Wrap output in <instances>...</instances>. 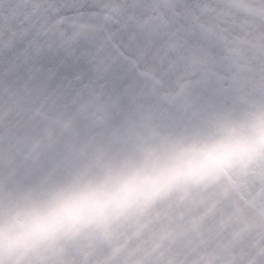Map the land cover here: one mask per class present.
Segmentation results:
<instances>
[{
  "label": "clouds",
  "instance_id": "clouds-1",
  "mask_svg": "<svg viewBox=\"0 0 264 264\" xmlns=\"http://www.w3.org/2000/svg\"><path fill=\"white\" fill-rule=\"evenodd\" d=\"M29 15L84 71L0 42V264H264V0Z\"/></svg>",
  "mask_w": 264,
  "mask_h": 264
},
{
  "label": "snow or ice",
  "instance_id": "snow-or-ice-1",
  "mask_svg": "<svg viewBox=\"0 0 264 264\" xmlns=\"http://www.w3.org/2000/svg\"><path fill=\"white\" fill-rule=\"evenodd\" d=\"M35 0H13L12 10L8 14L0 12V42H2L4 34L13 40L21 43L27 42L35 49V56L38 61V67L41 70L54 73L68 83L79 79L84 69L80 63L72 57L73 53V37L51 38L39 41L31 36L33 28L38 32L54 33V28L49 25L46 28H40L35 25L29 15L30 8ZM63 2V0H61ZM82 0H71L72 4H79ZM143 0H133V3H142ZM57 3V0H52ZM0 43V49H2ZM0 51V56H2Z\"/></svg>",
  "mask_w": 264,
  "mask_h": 264
}]
</instances>
